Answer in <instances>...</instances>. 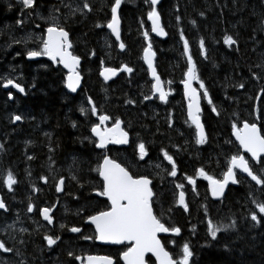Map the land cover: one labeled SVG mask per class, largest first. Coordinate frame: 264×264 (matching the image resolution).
I'll return each mask as SVG.
<instances>
[{
  "label": "trees",
  "instance_id": "obj_1",
  "mask_svg": "<svg viewBox=\"0 0 264 264\" xmlns=\"http://www.w3.org/2000/svg\"><path fill=\"white\" fill-rule=\"evenodd\" d=\"M92 1L97 4L96 7L92 5L93 11L87 17L67 13L61 21V25L82 45L81 59L83 67H87L85 69L88 74L97 68L99 61L105 60V55L108 53L103 49V54L97 49V43L101 38H99V31L95 28L100 19L107 14L108 5L114 2V0ZM146 4L145 0H123L119 12L123 21L124 33L128 34L124 41H129L130 33H136L137 26L143 24L145 17L143 8L147 6ZM158 9L163 25L170 36L181 33L180 28H183V35L191 45L203 40L208 48L215 51L210 52L209 57L202 61L208 66L201 71V76L209 84L212 100L217 102L216 108L219 112L218 118L208 115V122H206L210 138L208 147L206 145L196 149L189 142L190 139L188 140L182 128V111L176 100L171 104L175 119L170 128L165 119L155 118L153 112L148 111L147 104L141 102L139 98V87L145 86L143 78L139 75L134 79L136 88L133 89L125 82L111 88L100 87L101 83L93 74L88 79L84 78V88L88 89L84 91L83 96L91 98L98 107L104 108L105 105V108H115L116 112L118 111V114L124 117V121L132 125L130 126L132 136L142 138L147 142L149 155H152L151 159L152 161L154 159V163H159L160 155L164 151L172 150L173 147L182 163H179V169L184 166L185 171H188L196 165H216L217 160L222 159L228 149L226 146L229 137V121L236 117L250 116L255 102L261 106L257 116L258 123L264 132V0H161ZM0 12H4V16L11 14L7 12V9L4 11L0 9ZM177 17L180 18L179 21ZM192 21H195V24ZM12 26L15 28L14 22ZM2 27L7 26L4 23ZM9 34L0 37V54L2 55L9 48L3 44L5 40H11ZM226 37H231L236 42L226 47L223 43ZM125 44L128 49L126 51L128 57L125 60L130 66L137 65L138 61L134 57L138 49L137 40L133 38ZM18 46L15 44L17 49ZM93 51L95 54L90 59L88 56ZM171 51H175L174 45L166 47V53L160 55L158 60L164 68L165 75L171 81L177 82V75L173 71L176 64ZM22 53L19 52L17 60L25 63ZM4 70L6 69L2 66V71ZM140 70L141 68L137 69V72L139 73ZM54 74L49 71L36 72L30 69L22 73L23 85L31 88L27 100H14L13 103H9L7 94L0 92V141L4 152L7 151L0 162V174L8 175L11 172L19 180L13 198L18 196L19 199L25 201L23 196L19 195H28L30 188L37 185L39 178L48 176L52 181L53 168L61 165L64 158L67 161L65 164H71V166L64 171L70 173L65 178L67 185L61 199H66L65 206L73 209L80 203L91 207L89 191L92 188L89 187L90 184L87 185V182H90L87 175H90L95 182L91 173L89 174L88 164L90 151L93 149L91 147H86V149L82 147V144L86 136L84 135L85 127L91 126L92 117L86 116V112H81L79 101L72 100V97L61 89L58 77ZM33 83L35 84L31 87ZM241 84L244 85L243 88L240 87ZM94 91L96 96H94ZM258 93H260V100L256 101ZM62 97H64L63 100ZM100 101L104 102L103 105ZM83 108L86 111V108ZM12 114L25 116L26 122L22 127H12L10 123ZM164 114L166 116L165 112ZM29 117L34 118L30 119L32 122H29ZM40 147L46 149H44L46 161L39 155ZM29 156L33 159L29 160ZM46 163L50 164L46 165ZM85 163H87L86 169ZM127 164L136 166L132 160ZM42 165L46 166V170L49 169L46 172L31 174L40 167L44 169ZM28 170H31L29 176L25 174ZM73 176L76 179H72ZM254 187L256 190V186ZM44 190L45 187L39 190L40 196L44 195ZM255 192H264V186ZM202 193V199L194 203L189 202V217L184 216L180 209L175 210L176 216L170 217L172 213L171 195L168 193L169 195L164 198L165 194L162 191L158 195L164 213L169 219L172 218L175 225L182 230V236L189 237L195 233L196 237L192 241L193 251L191 250L194 264H264V218H260L262 222L257 227L248 222L249 215L255 210L254 205H250L253 202L250 198H257V194H245L240 187H230L224 197V207L212 205L210 208L212 219L218 218L227 225L235 222L234 228H229L213 240L203 231L205 222L212 219L205 218L204 222L203 207L206 205L204 198L206 193L204 190ZM262 195L260 200L264 201V193ZM46 196L48 197H46V205H52L55 195L49 186L46 187ZM13 198L11 202L12 207L15 208ZM84 208L85 206L79 207L77 212L84 211ZM158 213L160 214L161 211L158 210ZM69 216L65 218L68 219ZM238 217L242 220L240 223L242 227L239 225ZM243 227L249 231L247 234L241 231ZM24 239L27 241V238ZM72 244L71 242L62 243L61 246H73ZM30 247L31 249L26 250L23 245H20L16 249L17 253L24 258V263L27 261L28 264L38 259L43 248L40 239L38 240L36 236L32 239ZM0 264L4 263L0 261Z\"/></svg>",
  "mask_w": 264,
  "mask_h": 264
},
{
  "label": "snow or ice",
  "instance_id": "obj_2",
  "mask_svg": "<svg viewBox=\"0 0 264 264\" xmlns=\"http://www.w3.org/2000/svg\"><path fill=\"white\" fill-rule=\"evenodd\" d=\"M23 8L30 9L34 7V0H19ZM149 0H146L148 3ZM123 0H114L110 5L111 18L106 23V27L110 30L111 34L116 38L117 41L121 39V17L119 15V10L121 9ZM160 0H150L149 8L147 12V18L151 21L152 31L159 36H164L166 33L161 27V17L160 13L157 11V5ZM70 9V14L75 15L77 12L84 14V12H91L92 6L86 2L83 3L82 8L72 7L71 4L66 5ZM52 25L47 27L46 38L41 40L42 47L39 50H30L26 53L28 59H33L40 56H46L53 63H59L68 69L69 75L67 76L66 87L75 92L80 83V75L76 71L77 66L80 63L78 57L72 55L69 49L72 48V43L70 41V34L63 27H61L56 22V17L52 18ZM179 17L177 20L179 21ZM23 20H18L17 24H22ZM195 24V21H192ZM100 23L96 24L97 28L103 27ZM39 27V25H37ZM145 40H148V33H144ZM180 39L184 42V53L187 55V72L186 79L184 83V95L188 100L187 105V116L191 124L195 126L197 144H204L206 142L204 126L200 120V96L197 91L192 87L193 80H198L196 75V67L193 63L192 56L189 55V43L185 39L183 32H181ZM231 37H226L224 43L231 45L235 43ZM119 48L123 51L125 49L124 43L119 44ZM201 52H204V41H200ZM95 53H93L94 55ZM154 52L152 51L151 42L143 50V59L151 71V76L155 83L152 84L153 93L159 94V99L161 101H166L167 93L163 90L161 85V80L157 75L156 69L153 66ZM123 71L127 73H132L133 69L131 67L125 66ZM100 75L105 81L111 79L116 75V71L112 68H105L101 71ZM17 89L19 92L23 93L25 89L18 83H15L12 79H6L3 82V87ZM241 88L244 87L243 84L240 85ZM200 88L204 89L203 98L208 100L211 105L213 101L209 98V93L206 90L203 83L200 84ZM151 97H145V99H150ZM9 99H12L11 94H9ZM88 103L92 105L91 114L96 115L97 108L89 98ZM131 103V101H129ZM212 111L219 115L216 107H212ZM81 112L84 113L85 110L81 108ZM99 121L101 124L109 120L108 115H100ZM14 121H20L21 116L17 115ZM171 123L169 127H171ZM91 132L97 137V142L95 147L99 149L105 148L108 144H127L128 134L121 130V121L117 119L114 126L109 129H101L100 125H95L91 128ZM233 135L239 142L240 147L247 153H249L253 160L264 166V160L261 159L264 156V135H261L260 130L254 123H244L243 128H238L233 124ZM139 158L144 159L146 153L145 145L140 143L138 145ZM164 158L172 165L169 175L175 177L177 175V165L173 161V157L167 152L163 153ZM29 160L33 157L29 156ZM75 163V161H74ZM234 169H239L243 173H246L256 185L264 186V172L260 175L254 174L249 162L241 155H233L229 161L226 172L224 173L223 180H216L211 176H207L203 169L199 170V175L209 182L210 190L213 197H219L223 194L225 186L231 181V183L236 184L238 180L236 178V173ZM99 176L103 181L102 191H97L96 195L106 197L111 204V208L108 211H101L98 215H93L88 218V222L95 226V239L111 244H123L127 242L130 247L122 253L121 259L124 264H145L146 253H151L157 261V264H190V260L193 256V252L190 249V245L185 242L181 248V254L179 259H175L165 247L162 245L161 240L157 238L158 233H171L172 235H179L181 229L179 227H166L164 223L154 214L153 211V197L154 192L150 187L152 184L151 179L147 176L134 177L130 174L129 170L121 166V164L110 159L107 155L103 158V163L96 169ZM45 183L47 179L43 178ZM72 179H76L75 176ZM17 181L13 177L12 173L9 172L4 179V185L9 191H12V186L16 184ZM189 184H195V180L191 177L188 178ZM64 179L61 178L56 184L57 193L63 191ZM178 188H182L183 185L178 184ZM180 207H183L184 211H188V205L185 202V194L183 191L180 192L177 201ZM256 205V210L250 215L251 221L256 225H259L264 218V201H254ZM0 209L8 211L6 204L0 200ZM27 211L31 213L33 211V206L29 204ZM51 209L43 208L40 210V214L43 219L49 224L52 223V218L50 217ZM259 217V218H258ZM9 227H11L9 225ZM63 228L64 225H61ZM235 222L231 225H217L212 221L208 222L207 231L213 240L217 239V233L221 231H227L229 228H234ZM70 231L72 233H79L81 229L79 227H71ZM58 239V238H57ZM84 239H91V237L85 236ZM45 240L49 247L56 244L57 240L50 236H45ZM0 251L11 252V248L6 247L3 242H0ZM71 256L72 253H69ZM81 260V264H84V258L75 257ZM87 264H113L112 259L107 256H92L86 257Z\"/></svg>",
  "mask_w": 264,
  "mask_h": 264
},
{
  "label": "flooded vegetation",
  "instance_id": "obj_3",
  "mask_svg": "<svg viewBox=\"0 0 264 264\" xmlns=\"http://www.w3.org/2000/svg\"><path fill=\"white\" fill-rule=\"evenodd\" d=\"M36 3L39 5H37L36 6V8L35 7H33V8H30L29 10H27V11H25L26 12V15L28 16V21L26 22V23H23L22 24V29H21V36L23 37V38H25V39H27V40H30L31 38V36H32V31L28 28L30 25H39V27H37L38 29H40V26H43L44 25V23H45V25H46V13H43V14H37V12H36V9H41V7H42V3H45V0H36ZM43 11H44V9H43ZM17 15V13H11V14H7V15H5V18L2 20V22H3V24L5 23V20L6 19H12V18H14L15 16ZM15 23V25H16V19H12V22L10 23V27H8L9 28V30H11V31H13V29H15V28H13V26H12V23ZM3 24H1L0 25V28L2 27V25ZM44 25V26H45ZM0 71H2V66H1V64H0ZM14 101H12V102H10V103H13ZM34 118H32V120H33ZM108 121H107V123H103V124H98V125H100V127L102 128V129H108V128H110V126H108ZM123 154V156H125V157H127V158H131L132 159V153L131 152H127V153H122ZM131 161V160H130ZM45 168H46V166H45ZM44 168V169H45ZM43 169V170H44ZM30 171L31 170H28V171H25V174L26 175H28L29 176V174H30ZM27 184H29L28 182H27ZM30 195V194H29ZM21 196H23V195H21ZM39 196H40V193L38 192V193H36L35 195H34V197L35 198H39ZM28 197V195H25V201L27 200L26 198ZM30 197H33L32 195H30ZM18 200H20L19 198H18ZM25 201H23V200H20V204H19V206H18V209L21 207V209H19V210H14L13 209V211H12V213L14 214V216L16 217L17 216V213H18V211H24V209H23V205L25 204ZM30 203H32L31 205L33 206V211L31 212V213H29L28 211H27V219L28 220H35L36 221V226L37 227H39L40 229H33L31 226H29V225H26L25 227H22L21 225L19 226H12V228L13 229H15V230H13L12 231V233H13V235H15V236H13V238H14V240H15V243H17L18 242V236L19 235H22V234H25L28 230V234L26 235L27 237H29V235H30V233H31V235L33 234V233H37V234H41V243L43 244L44 242H45V244H46V240H45V236H46V232L47 233H53V232H55L54 233V235H53V237H55V239H57L58 238V235H57V232H59V235L62 237V240H67V239H69L68 240V242H71V243H73V244H77V245H83V243L81 242V243H77V239H79L83 234H85V232L86 231H88L89 229H87L88 227L87 226H85L84 227V223H85V221H84V219H82V221L81 222H77V218H75V216H74V214L72 215V218H71V220H67L66 218H65V215L64 216H62L61 217V215H60V217H58V215L56 216V221H55V224H56V227H51L50 229H46V221L43 219V217H42V215L40 214V210L41 209H43V208H45V207H47L46 205H45V203H46V201H44L43 199H29V201H28V204H30ZM29 206V205H28ZM23 209V210H22ZM54 211V210H53ZM9 213V212H8ZM7 213V214H8ZM77 215H78V212H77ZM78 218H79V215H78ZM29 222V221H28ZM16 224V223H15ZM23 224V223H22ZM61 225H64V227L62 228L61 227ZM79 227L80 229H81V232H79V233H72L71 231H69L70 230V228L71 227ZM18 227V228H17ZM83 227H84V229H83ZM21 228V229H20ZM23 229V230H22ZM42 229V230H41ZM59 230V231H58ZM51 231V232H50ZM15 233V234H14ZM68 236H71V237H73V239L71 238L70 239V237H68ZM93 234H91V237L93 238ZM44 239V240H43ZM59 239V238H58ZM60 240V239H59ZM44 241V242H43ZM61 241V240H60ZM62 242V241H61ZM72 244V245H73ZM82 247H76V251L74 252V255L75 254H77V253H79L82 249H84V248H82ZM120 249H122V247H120V248H115V247H109V246H100V245H97V244H95V243H93V247L91 248V249H89L88 251H87V254H89V255H94V254H97V255H104V256H107V257H109V258H111V259H113V261H114V263L113 264H121L120 263V259H119V256H117V251L118 250H120ZM110 251V252H109ZM112 252V253H111ZM74 255H71V256H74ZM70 259H68V258H64L63 256H61V255H59V262H60V264H61V262H66V264L68 263V264H70V262H67V261H69ZM74 264H79V262H78V260H76V262L74 263Z\"/></svg>",
  "mask_w": 264,
  "mask_h": 264
},
{
  "label": "rangeland",
  "instance_id": "obj_4",
  "mask_svg": "<svg viewBox=\"0 0 264 264\" xmlns=\"http://www.w3.org/2000/svg\"><path fill=\"white\" fill-rule=\"evenodd\" d=\"M95 8V7H94ZM50 19L52 18V16H48ZM5 18V16H4V12L3 13H1V15H0V25L1 24H3V22H2V20ZM8 33H10L9 35L11 36V38H12V40H10V41H12V43H8V42H10L9 40H5L4 42H3V44H5V45H7V46H9V45H11V46H13L14 45V47H15V42H17V41H20V40H22L23 39V37L20 35V34H16V33H13V32H9V28H7V27H2V28H0V37H2V36H4V35H8ZM93 45V44H92ZM85 46H87V44L85 43ZM13 47V48H14ZM12 54H13V58H15V59H17V57H18V54H17V52H16V50L15 49H13V51H12ZM0 64L7 70V68L8 67H11V66H13L14 65V62H13V59H10L9 60V62H5L4 61V58L1 56L0 57ZM80 104H81V102H79ZM87 110V109H86ZM86 115L88 116V117H92L89 113H88V111H86ZM29 120V122H31L30 121V119H28ZM92 121V120H91ZM93 122V121H92ZM80 125H82L81 123H80ZM91 125H92V123H91ZM91 127V126H90ZM33 132H35L34 130H33ZM45 149V148H44ZM44 149H42L41 147H40V151H39V155L41 156V158L43 159V157H44V160L46 161V153L44 152ZM46 150V149H45ZM20 151V150H19ZM19 151H16V153H19ZM5 153H7V151H5ZM67 161H65L64 160V158H63V161H62V163H61V165H59V167H54L53 169V171L52 172H54L52 175H51V178L53 177V176H55V175H63L65 178L66 177H68V175H69V173L70 172H64V171H66L68 168L67 167H69V166H71V164H65ZM3 165H4V163H2ZM16 165H17V159H16ZM46 165H48L47 163H46ZM42 166H44L45 167V165H42ZM85 169H86V166H87V163H85ZM40 171H44V172H46V168L43 170V168L42 167H40L39 168V170H34L33 172H32V174L34 175V174H36V172H40ZM90 173V172H89ZM1 175V174H0ZM28 176V175H27ZM87 179L88 180H90V182L88 181L87 182V185L88 184H93V180H92V178L90 177V175H87ZM50 182H52V181H50ZM95 186V183H94V185L93 186H89V187H94ZM30 197V196H29ZM31 198V197H30ZM41 198L44 200V201H46V186H45V190H44V195H42L41 196ZM23 199H25V195H23ZM34 199H37V198H34ZM20 200H22V199H20ZM20 200H17L16 201V204L19 206V204H20ZM66 201V199L65 200H62L61 199V197H55V201H54V204H52V205H49L48 204V206H49V208H52L54 211H56V214L58 215V216H64V215H70L71 213H73L74 215H77V210L79 209V207H81V206H85V208L84 209H88V207H86L87 205H84L83 203L81 204H78L77 206H76V208H71V207H69L70 209H68V207H66L65 206V203L67 202H65ZM13 204L15 205V203L13 202ZM86 204V203H85ZM90 204V203H89ZM56 205V206H55ZM65 208V209H64ZM13 209L14 210H19V209H21V207L18 209H16V208H14V207H12L10 210H9V213L4 217V218H7L8 216H13L11 219H9V220H4V223L3 224H6V223H9V222H11V223H15V216H14V214L12 213V211H13ZM83 209V210H84ZM26 212H24V214H25ZM69 213V214H68ZM79 213V212H78ZM80 214V213H79ZM227 218V217H226ZM21 220H22V222H21ZM224 220V219H223ZM238 220L240 221L239 222V225H240V227H242L241 226V218L240 217H238ZM20 222L21 223H23V224H25L26 222H27V218H23V217H21V218H19L18 220H17V224L19 225L20 224ZM34 226H36V225H34ZM23 230V229H22ZM229 230V229H228ZM59 231V230H58ZM241 231L243 232V233H245V234H247L249 231L246 229V227H243V228H241ZM31 234V233H30ZM34 234V233H33ZM233 234V233H232ZM25 235H26V233H25ZM34 236V235H33ZM56 240H58V242H59V244L61 245L62 243H64V244H66V243H68V241L67 240H63V242H61L59 239H56ZM14 242H15V240H14ZM31 243H32V241H31ZM31 243H28V242H26V241H24V247H25V249L26 250H28V249H31ZM64 247L66 248V249H68V250H71V249H76V247H77V244L75 243L73 246H65L64 245ZM69 253H71L70 251H67V250H64L63 252H62V256L64 257V258H68V256H70L69 255ZM28 260V259H27ZM38 260H40L41 261V257L40 256H38ZM42 260H44V259H42ZM32 261H34V260H32ZM31 261V263L30 264H33V262ZM45 261H46V264L47 263H53V264H60V262H59V252H58V254H54V255H51V257H50V259L49 258H46L45 259ZM9 264V263H8ZM10 264H25L24 262H21V263H14V262H10ZM38 264H42V263H38ZM61 264H63L62 262H61ZM66 264V263H65ZM68 264V263H67Z\"/></svg>",
  "mask_w": 264,
  "mask_h": 264
},
{
  "label": "bare ground",
  "instance_id": "obj_5",
  "mask_svg": "<svg viewBox=\"0 0 264 264\" xmlns=\"http://www.w3.org/2000/svg\"><path fill=\"white\" fill-rule=\"evenodd\" d=\"M1 13V12H0ZM76 16H79V15H76ZM44 25H45V23H44ZM43 25V26H44ZM1 42V41H0ZM19 42V43H18ZM9 44L10 43H12L11 41L10 42H8ZM23 42H21V40L20 41H17V42H15V44L17 45H20V44H22ZM12 47H14V45L13 46H11V45H9V48L8 49H10V51H8V49L4 52V55H2V53L0 54V56H2L3 58H4V61L5 62H9V60L10 59H13V62H14V65L15 64H17L19 61L17 60V59H15V58H13V54H12V51H13V48ZM10 55H9V54ZM85 68H87V67H85ZM89 68V67H88ZM5 71V70H4ZM87 73V72H86ZM24 75V74H23ZM137 83V82H136ZM120 86V85H119ZM100 87H101V85H100ZM93 89V88H92ZM113 90V89H112ZM92 91V90H91ZM129 92V91H128ZM98 93V92H97ZM107 93V92H106ZM105 94V93H104ZM98 95V94H97ZM89 96V95H88ZM94 96H96L95 95V91H94ZM64 99V97H62V100ZM131 99V98H130ZM139 99V98H138ZM98 100V99H97ZM72 101V100H71ZM12 102V101H11ZM80 102V101H79ZM101 102V101H100ZM10 103V102H9ZM16 103V102H15ZM97 103V102H96ZM104 103V102H103ZM103 103L101 102L100 104H102L103 105ZM79 104V103H78ZM69 105V104H68ZM133 105V104H132ZM137 105V104H136ZM98 106V105H97ZM83 107H85L83 104H82V102H81V107L80 108H83ZM100 107V106H99ZM104 108H105V105L103 106ZM84 109V108H83ZM12 110H14V109H12ZM85 110V109H84ZM87 111V110H86ZM85 111V112H86ZM11 112V110L9 111V113ZM15 116H17V115H13L12 114V118L13 117H15ZM87 116V115H86ZM92 122V121H91ZM93 123V122H92ZM6 124H7V122H6ZM86 128V127H85ZM11 135V134H10ZM11 139H12V137H10ZM10 139V140H11ZM83 147V146H82ZM86 148V147H85ZM88 148V147H87ZM86 148V149H87ZM86 151V150H85ZM87 152V151H86ZM90 156V155H89ZM91 157V156H90ZM53 161V160H52ZM153 161H154V159H153ZM61 162V161H60ZM155 162V161H154ZM62 163V162H61ZM94 161H89V172L91 173V171H92V168H93V166H94ZM47 164H50V163H47ZM158 164V163H157ZM57 166V165H56ZM57 167H59V166H57ZM49 169V168H48ZM47 169V170H48ZM1 170V169H0ZM46 170V171H47ZM54 170V169H53ZM52 170V171H53ZM51 172V171H50ZM55 172V171H54ZM89 173V174H90ZM2 174V173H1ZM32 174V173H31ZM94 183L95 182H93V184H91L90 186H93L94 185ZM22 184V183H21ZM93 188V187H92ZM20 192V191H19ZM41 192V191H40ZM44 193V192H43ZM16 194V193H15ZM169 195V194H168ZM17 196V195H16ZM19 196H21V194L19 195ZM30 195L28 194V197H29ZM47 197V196H46ZM19 197L17 196L16 198H13V202L15 203V208L17 209L18 208V206H17V204H16V201H17V199H18ZM48 198V197H47ZM51 198V197H50ZM29 199H30V197L28 198V200H26L25 201V204L23 205V209H24V211H18V213H17V216L15 217V223L17 222V220L19 219V218H21V217H23V218H27V211H26V205L28 204V201H29ZM31 199H34V198H32L31 197ZM37 199H42L41 198V196H39V198H37ZM64 199V198H63ZM164 201V200H163ZM165 201H166V199H165ZM66 202V201H65ZM67 203V202H66ZM65 203V204H66ZM87 204H88V202H86ZM53 204H54V202H53ZM82 204V203H81ZM45 205H46V203H45ZM47 207H49L48 205H46ZM56 206V205H55ZM22 209V210H23ZM51 209V211H53V209L52 208H50ZM65 209V208H64ZM68 209H69V207H68ZM88 209H89V207H88ZM23 212H26L25 214H23ZM69 214V213H68ZM7 215V214H6ZM5 215V216H6ZM72 215H73V213H71L70 214V216H69V218L67 219V220H71V218H72ZM5 216H1L0 217V219H1V221H2V223H4V220L6 221V220H9V219H11L13 216H9L8 218H4ZM56 216H57V214H56ZM67 215H65V217H66ZM75 216V218H77L78 219V215H74ZM58 217H60V216H58ZM62 217V216H61ZM60 217V218H61ZM200 218V217H199ZM36 220V219H35ZM35 220H28L27 219V222L25 223V224H22L21 222H22V220H21V222H20V224L19 225H21L22 227H25L26 225H29V226H31L33 229H40L39 227H37V226H34L35 224H36V221ZM29 221V222H28ZM212 221V220H211ZM14 223V224H15ZM16 226H18V224L16 223L15 224ZM84 225H85V223H84ZM18 228V227H17ZM21 229V228H20ZM42 230V229H41ZM29 231V230H28ZM28 231L26 232V234L28 233ZM70 231V230H69ZM51 232V231H50ZM54 233V232H53ZM13 234V233H12ZM15 234V233H14ZM57 235H58V238L63 242V240H62V237L59 235V232H57ZM35 236H36V234H35ZM68 237H70V239H71V236H68ZM36 238L39 240V238L36 236ZM40 240H41V238H40ZM44 240V239H43ZM41 242V241H40ZM82 242V238L80 237L79 239H77V243H81ZM12 244L13 245H15V242L14 241H12ZM74 245V244H73ZM77 247H82L83 248V245H77ZM81 248V249H82ZM60 249H62V250H59V251H57V252H55L54 254H58V252H59V255H61L62 256V252L64 251V250H67V251H70L71 253H72V255H74V252L76 251L75 249H71V250H68V249H66L65 247H64V245L63 246H61L60 247ZM33 262V264H38V263H41L42 262V258H41V261L40 260H38V259H35L34 261H32ZM6 264H8V263H6ZM9 264H10V262H9ZM25 264H28V262L27 261H25ZM30 264V263H29Z\"/></svg>",
  "mask_w": 264,
  "mask_h": 264
}]
</instances>
